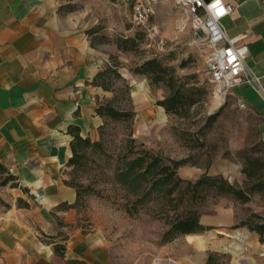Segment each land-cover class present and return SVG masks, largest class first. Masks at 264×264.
<instances>
[{"label": "rangeland", "instance_id": "obj_1", "mask_svg": "<svg viewBox=\"0 0 264 264\" xmlns=\"http://www.w3.org/2000/svg\"><path fill=\"white\" fill-rule=\"evenodd\" d=\"M58 1L62 11L86 30L92 45L106 55L105 75L97 81L103 90L100 106L133 113L121 119L105 115L97 140L101 146L81 149L82 157L70 166L88 231L106 238L118 264H264L259 235L241 226L253 214L258 216L253 222L264 223V189L251 190L256 184L264 187L260 116L241 108L230 94L214 111L210 95L204 105L193 106L185 116L167 115L158 101L170 94L169 89L154 86L146 75L134 72L157 58L174 67L187 86L212 87L207 47L194 35L187 13L170 1L168 18L175 20L167 37L168 51L160 54L132 23L131 10L121 0ZM155 17L161 23L157 11ZM126 40L133 42L126 45ZM143 149L169 164L183 162L177 169L182 183L170 197L162 193L170 187L156 186L139 199L132 179L125 180L127 189L122 186L118 169ZM203 175L223 178L246 190L251 193L249 201L206 186L193 190L190 184ZM189 210L198 212L207 230L167 241L165 235L175 217Z\"/></svg>", "mask_w": 264, "mask_h": 264}, {"label": "crops", "instance_id": "obj_2", "mask_svg": "<svg viewBox=\"0 0 264 264\" xmlns=\"http://www.w3.org/2000/svg\"><path fill=\"white\" fill-rule=\"evenodd\" d=\"M170 1L155 8L162 24L154 16L168 45ZM224 2L233 7L225 31L248 46L246 64L264 89V0ZM62 6L0 0V264H118L82 220L69 166L75 136L99 139L103 90L94 82L107 58ZM230 95L260 116L264 139L257 87L244 83Z\"/></svg>", "mask_w": 264, "mask_h": 264}, {"label": "trees", "instance_id": "obj_3", "mask_svg": "<svg viewBox=\"0 0 264 264\" xmlns=\"http://www.w3.org/2000/svg\"><path fill=\"white\" fill-rule=\"evenodd\" d=\"M129 41L133 42V40H126L125 44L127 45ZM134 72L146 75L154 86L163 85L169 89L170 94L163 100L158 101V105L165 109L167 115L178 117L187 115L193 106L197 104L204 105L212 92V87L208 88L204 85L195 84L187 86L185 83L186 79L179 78L176 75L174 67L163 65L157 58L144 62ZM104 75L105 72L99 73L94 84L98 85L97 81ZM97 112L101 117L108 115L113 119L133 117V113L119 111L111 106H107L106 108L99 106ZM99 146H101L100 142H93L90 138H83L78 134L72 142L73 157L69 161V166H74L78 162V159L82 157L80 153L81 149ZM136 155L132 160H125V165L117 171V177L124 180L121 183L126 189L128 185L125 180L129 181L132 179L133 183L136 184L139 199H144L147 195L151 194L153 188L156 186L170 187L166 191H162L165 197H170L174 190L180 187L182 180L177 176V169L183 165L182 161H171L169 164L162 157L146 149L141 150ZM70 182L78 191L79 199L77 205L79 206L80 191L72 180ZM190 185H192L193 190H198L203 186L216 188L221 193L234 195L241 202L249 201L251 196V193L244 189H237L223 178L210 177L208 175H203ZM263 189V186L256 184L252 186L251 190L254 192ZM257 217L253 214L249 219L241 222V226H247L251 231L256 232L260 237V242L264 244V223L253 222V218ZM205 230L207 228L200 223L198 212L189 210L175 217L171 223L170 230L165 236L167 237L166 240L170 241L179 235L198 234Z\"/></svg>", "mask_w": 264, "mask_h": 264}, {"label": "built area", "instance_id": "obj_4", "mask_svg": "<svg viewBox=\"0 0 264 264\" xmlns=\"http://www.w3.org/2000/svg\"><path fill=\"white\" fill-rule=\"evenodd\" d=\"M121 1L130 8L132 23L145 34L160 54L168 51L162 27L154 19L155 8L160 0ZM175 1L190 17L194 35L207 47L206 62L212 100L221 97L223 105L231 90L244 83L255 85L264 97L259 78L246 64L248 46L239 45L237 38H230L223 26V20L232 13L233 7L224 0ZM240 106L246 107L244 103H240Z\"/></svg>", "mask_w": 264, "mask_h": 264}, {"label": "bare ground", "instance_id": "obj_5", "mask_svg": "<svg viewBox=\"0 0 264 264\" xmlns=\"http://www.w3.org/2000/svg\"><path fill=\"white\" fill-rule=\"evenodd\" d=\"M222 103H223V98L221 97L214 98L212 101L211 110L214 111L218 109L222 105Z\"/></svg>", "mask_w": 264, "mask_h": 264}]
</instances>
